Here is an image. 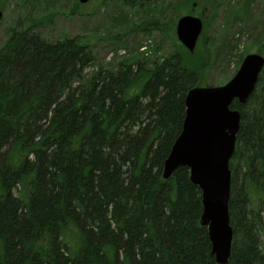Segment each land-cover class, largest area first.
I'll use <instances>...</instances> for the list:
<instances>
[{
  "label": "trees",
  "instance_id": "trees-1",
  "mask_svg": "<svg viewBox=\"0 0 264 264\" xmlns=\"http://www.w3.org/2000/svg\"><path fill=\"white\" fill-rule=\"evenodd\" d=\"M35 1L0 46V264H218L189 168L163 173L205 63L175 42L158 60L128 54L86 73L92 48L43 37ZM152 20L148 28L169 34ZM259 76L248 102L231 105L241 127L227 264H264Z\"/></svg>",
  "mask_w": 264,
  "mask_h": 264
},
{
  "label": "rangeland",
  "instance_id": "rangeland-1",
  "mask_svg": "<svg viewBox=\"0 0 264 264\" xmlns=\"http://www.w3.org/2000/svg\"><path fill=\"white\" fill-rule=\"evenodd\" d=\"M186 1L92 0L82 4L79 0H37L31 15L43 20L40 31L47 40L79 37L92 48L97 62L87 69L89 74L99 67H113L128 54L158 60L171 53L175 42L181 44L178 20L187 14L204 21L203 34L192 52H196L195 62L205 63L197 86L220 87L233 78L247 55H264V0H195L199 2L195 7H185ZM32 4V0H0L4 12L0 46L20 16L26 19ZM150 19L162 27L167 23L170 35L148 28Z\"/></svg>",
  "mask_w": 264,
  "mask_h": 264
},
{
  "label": "water",
  "instance_id": "water-1",
  "mask_svg": "<svg viewBox=\"0 0 264 264\" xmlns=\"http://www.w3.org/2000/svg\"><path fill=\"white\" fill-rule=\"evenodd\" d=\"M87 4L90 0H79ZM0 9V24L3 19ZM176 33L181 44L194 52L204 27L196 15L179 18ZM264 69V56H246L233 78L220 87H194L186 96L183 130L165 160L164 177L170 178L179 167H187L191 180L203 195L202 226L209 230L212 254L218 264H227L234 231L229 216L231 198L230 161L236 150L241 127V112L231 109L235 100L248 102Z\"/></svg>",
  "mask_w": 264,
  "mask_h": 264
}]
</instances>
